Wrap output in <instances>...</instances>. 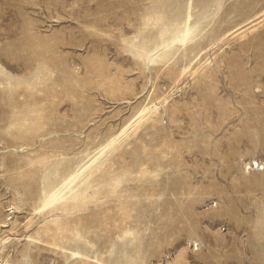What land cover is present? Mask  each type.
Listing matches in <instances>:
<instances>
[{"label":"rangeland","instance_id":"374dc122","mask_svg":"<svg viewBox=\"0 0 264 264\" xmlns=\"http://www.w3.org/2000/svg\"><path fill=\"white\" fill-rule=\"evenodd\" d=\"M0 264H264V0H0Z\"/></svg>","mask_w":264,"mask_h":264}]
</instances>
